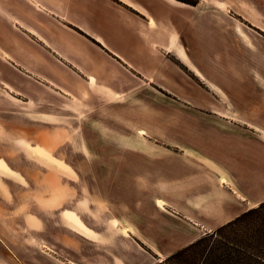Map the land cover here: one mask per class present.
Segmentation results:
<instances>
[{
    "label": "rangeland",
    "instance_id": "1",
    "mask_svg": "<svg viewBox=\"0 0 264 264\" xmlns=\"http://www.w3.org/2000/svg\"><path fill=\"white\" fill-rule=\"evenodd\" d=\"M190 1L198 3L142 0L147 11L160 13L154 29L162 46L175 31L190 63L214 89L172 59L142 93L121 97L88 92L74 97L49 91L54 98L47 102L23 103L1 84L10 77L20 82L0 50V112L19 111L30 122L62 131L54 154L39 146L20 148L23 156L12 162L26 165L23 175L0 161L6 168L0 179L29 182L34 200L41 198L37 191H49L50 201H63V206L54 205L61 216L73 212L87 227L103 231L98 246L125 264H162L177 251L188 231L179 237L159 235L172 228L164 219L170 209L167 201L183 198V191H176L190 175L194 188L189 196L216 180L234 187V179L242 176L232 165V143L250 135L264 142V24L259 22L264 18L249 6L264 9V0ZM228 32L234 39L224 37ZM245 88L251 91L239 99L238 91ZM224 140L229 150L224 151ZM54 182L61 188L47 190ZM234 196L241 200L238 193ZM153 226L157 229L152 236L123 235L124 228L132 233L149 228L150 233Z\"/></svg>",
    "mask_w": 264,
    "mask_h": 264
},
{
    "label": "crops",
    "instance_id": "2",
    "mask_svg": "<svg viewBox=\"0 0 264 264\" xmlns=\"http://www.w3.org/2000/svg\"><path fill=\"white\" fill-rule=\"evenodd\" d=\"M118 1L0 0V50L7 54L17 73L12 76L20 82L14 83L11 77L1 80L3 88L14 92L16 100L33 104L54 98L49 91L74 97L88 92L122 97L144 92L145 85L151 86V80L161 76L168 60L181 61L170 48L171 34L176 35L178 47L187 57L175 31L162 46L154 29L160 23V13L147 11L142 0ZM249 6L264 18V9ZM237 27L235 24L239 35ZM224 37L234 39L229 32ZM249 91L239 90L237 97L242 99L240 94ZM35 110L44 114V110ZM10 114L0 112V128L4 130L0 134V161L11 172L27 171L26 165L12 162L23 156L19 154L23 145L44 147L51 154L58 146L59 151L62 131L30 122L19 111ZM250 136L231 145L235 153L232 165L242 176L234 179L235 189L224 180H216L212 187L201 185L204 191L189 196L194 188L190 175L176 191H183V198L167 201L170 209L164 219L172 228H164L159 235L179 237L188 231L187 239L175 250L264 201V142ZM226 144L224 140V151L230 149ZM222 162L229 165L227 158ZM4 169L0 165V172L5 173ZM60 188L54 182L47 190ZM32 189L27 181L0 179V264H125L121 257L98 246L103 231L87 227L73 212L61 216L54 205L63 206L62 200L50 201L49 191H37L41 198L34 200ZM237 193L241 200L235 198ZM156 229L153 226L149 233V228L147 232L139 228L132 233L124 228L123 235L152 236Z\"/></svg>",
    "mask_w": 264,
    "mask_h": 264
},
{
    "label": "trees",
    "instance_id": "3",
    "mask_svg": "<svg viewBox=\"0 0 264 264\" xmlns=\"http://www.w3.org/2000/svg\"><path fill=\"white\" fill-rule=\"evenodd\" d=\"M195 6L198 1L178 0ZM264 264V201L168 256L162 264Z\"/></svg>",
    "mask_w": 264,
    "mask_h": 264
},
{
    "label": "bare ground",
    "instance_id": "4",
    "mask_svg": "<svg viewBox=\"0 0 264 264\" xmlns=\"http://www.w3.org/2000/svg\"><path fill=\"white\" fill-rule=\"evenodd\" d=\"M168 1L174 2V0H168ZM176 39L177 37L174 33L170 35V48L177 54L178 58L181 60L183 64H185L196 76H198L201 80H203L205 84L209 85L210 88L214 89V86L211 83H209L206 80V78L203 77L200 71H198V69L190 63L189 59L184 55L182 50L178 47V43Z\"/></svg>",
    "mask_w": 264,
    "mask_h": 264
}]
</instances>
